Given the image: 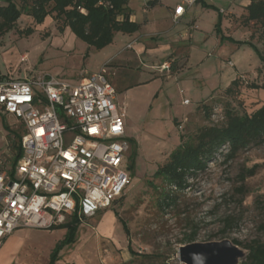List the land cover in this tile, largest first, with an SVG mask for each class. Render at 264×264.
Returning <instances> with one entry per match:
<instances>
[{
	"label": "rangeland",
	"instance_id": "1",
	"mask_svg": "<svg viewBox=\"0 0 264 264\" xmlns=\"http://www.w3.org/2000/svg\"><path fill=\"white\" fill-rule=\"evenodd\" d=\"M15 2L19 5V0ZM204 2L207 7L193 5L180 22L165 18L164 7L148 11L138 33L141 45L147 47L145 55H133L128 47L132 42L125 46L127 38L116 34L111 46L100 51L91 48L85 59L87 46L68 29L59 33L51 18L36 26L22 15L14 30L0 38L2 78L45 75L75 85L107 64L116 102L125 106L129 152L124 166L133 165L122 199L85 219L72 239L66 228L20 227L0 241V264H50L53 256V264H183L178 250L191 243L237 241L246 256L243 245L264 241L259 230L264 224V143L250 146L229 162L224 161L227 151L222 148L203 172L188 179L187 189L173 191L175 205L165 212L158 209V195L148 186L150 182L164 188L153 174L178 147L180 138L189 141L201 128L220 125L226 108L249 115L264 102L263 90L248 87L264 82V74L258 73L263 40L256 27L242 22L249 0ZM178 3L164 0L171 8ZM140 5V0H131L129 6L140 12ZM219 12L223 19L218 34ZM27 28L34 30L31 36L19 35ZM166 28L173 30V38L165 37L173 39V52L162 56L155 53L161 46L152 35ZM165 63L168 70H161ZM235 79L238 85L226 93ZM184 100L189 104L183 105ZM203 107L209 109V117ZM3 125L16 131L18 124L0 115V160L11 162V137ZM254 166L255 174L246 179L244 194H239L238 174ZM112 212L126 223L127 235ZM244 261L245 257L239 264Z\"/></svg>",
	"mask_w": 264,
	"mask_h": 264
},
{
	"label": "built area",
	"instance_id": "2",
	"mask_svg": "<svg viewBox=\"0 0 264 264\" xmlns=\"http://www.w3.org/2000/svg\"><path fill=\"white\" fill-rule=\"evenodd\" d=\"M196 2L179 0L173 20ZM108 70L105 64L75 85L45 75L0 77V115L17 122L22 150L14 164L0 160V240L20 227L50 229L73 216L82 223L124 193L125 106L116 103Z\"/></svg>",
	"mask_w": 264,
	"mask_h": 264
},
{
	"label": "trees",
	"instance_id": "3",
	"mask_svg": "<svg viewBox=\"0 0 264 264\" xmlns=\"http://www.w3.org/2000/svg\"><path fill=\"white\" fill-rule=\"evenodd\" d=\"M159 1L147 2V9H152ZM198 3L207 7L204 0H197L196 4ZM244 12L242 22L246 26L256 27L264 44V0H249ZM22 15L30 17L36 26L42 25L46 18H51L59 33L68 29L76 39L87 46L85 59L91 48L100 51L111 45L116 34L130 36L140 29V24L130 21L128 0H19V5L15 0H3L0 2V38L14 30ZM222 19L219 12L218 22L215 26L218 34L221 33ZM33 31L32 28H27L19 35L27 38L33 34ZM252 37L253 35L250 36L248 45L252 44ZM260 64L258 73L264 74V58H261ZM237 85L238 80H233L225 92H230ZM248 87L252 90L264 91V82L262 84L250 83ZM203 111L209 117V109L203 107ZM3 126L7 135L11 137L12 163L14 164L22 153L21 130L13 131L9 130L7 125ZM263 143L264 102L260 108L249 115L238 114L232 108H226L223 122L220 125L201 128L189 141L184 142L180 138L178 147L171 151L165 163L156 169L153 179L160 180L164 188L158 189L150 182L148 186L158 195V209L165 212L173 208L175 205L173 191L182 192L187 189L188 179L203 172L208 162L212 161L222 148L227 151L224 161L229 162L235 159L241 151L250 146H260ZM128 169L132 176L133 165L131 164ZM256 169L257 167L254 166L251 169H244L238 174L237 181L241 184L237 189L239 194H244L242 185L247 178L255 174ZM123 196L124 193L115 202L120 201ZM112 213L127 235L126 223L118 219L115 212ZM80 224L81 222L76 216H73L68 223L52 227L50 230L66 228L68 229L67 237L72 239ZM259 230L264 234V224L259 226ZM192 238L190 237L189 242H192ZM232 243L237 246L242 245L237 241H232ZM242 247L248 253L245 256V261L241 264H264V241L254 240ZM54 261L55 257L53 256L50 264H53Z\"/></svg>",
	"mask_w": 264,
	"mask_h": 264
},
{
	"label": "water",
	"instance_id": "4",
	"mask_svg": "<svg viewBox=\"0 0 264 264\" xmlns=\"http://www.w3.org/2000/svg\"><path fill=\"white\" fill-rule=\"evenodd\" d=\"M244 252L231 241L224 239L208 243H191L178 250L183 264H239Z\"/></svg>",
	"mask_w": 264,
	"mask_h": 264
},
{
	"label": "crops",
	"instance_id": "5",
	"mask_svg": "<svg viewBox=\"0 0 264 264\" xmlns=\"http://www.w3.org/2000/svg\"><path fill=\"white\" fill-rule=\"evenodd\" d=\"M130 1L131 0H128V8L130 10V21L132 22H135V23H138L140 24V29H141V26L143 24H145L148 20V16H147V12L148 11H151L152 9L154 8H157V7H164L165 10H164V17L165 18H168L170 21H172L173 23V8L169 7V6H166L164 5V0H160L158 2V4L156 6H154L152 9H147L146 7V4L147 2L151 1V0H140L141 1V11L140 12H136V11H133L131 8H130ZM179 2V0H178ZM196 5V4H195ZM189 8H187L185 10V12L188 10ZM185 14V13H184ZM184 14L183 16L179 19L178 22H180V20L184 17ZM142 18V21H139L140 19L138 18ZM192 23V22H191ZM139 29V31H140ZM139 31L133 35H123L127 38L126 40V44L125 46L127 45V43L129 42H132V44L128 47H130L132 50H130L133 55H136V54H140V53H144V55L146 54V51H147V47L145 45H141L142 43V37L141 36H138V33ZM171 32H173V30L170 28H166V29H163L161 32H159L158 34H155V35H152V38H155L157 37V40H159V42L157 43L158 45L161 46L160 49H158L155 53H157L158 55H165L168 51H171L173 52V45H171V42H173V39L171 41H168L165 40V37L168 36L169 38H173V35L171 34ZM137 35V36H136ZM154 36V37H153ZM115 38V36H114ZM113 43H114V39H113ZM112 43V44H113ZM111 44V45H112ZM109 45V46H111ZM108 46V47H109ZM107 48V47H106ZM105 49V48H104ZM125 51V50H124ZM122 52V51H121ZM120 53V52H119ZM108 62H111V61H108ZM171 62H173V60H171ZM150 69H153V65L150 66ZM161 69V68H160ZM113 85V84H112ZM114 87V86H113ZM116 92V90H115ZM117 94V93H116ZM115 100H116V96H115ZM117 103V102H116ZM118 104V103H117Z\"/></svg>",
	"mask_w": 264,
	"mask_h": 264
}]
</instances>
